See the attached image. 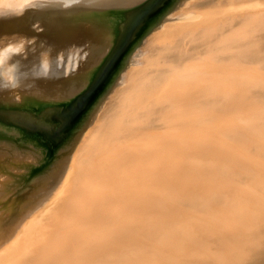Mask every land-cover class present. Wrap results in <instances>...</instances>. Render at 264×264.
Here are the masks:
<instances>
[{
	"label": "bare ground",
	"instance_id": "obj_1",
	"mask_svg": "<svg viewBox=\"0 0 264 264\" xmlns=\"http://www.w3.org/2000/svg\"><path fill=\"white\" fill-rule=\"evenodd\" d=\"M147 1L0 5V175L94 129L0 206V264H264V0H163L120 46Z\"/></svg>",
	"mask_w": 264,
	"mask_h": 264
},
{
	"label": "rangeland",
	"instance_id": "obj_2",
	"mask_svg": "<svg viewBox=\"0 0 264 264\" xmlns=\"http://www.w3.org/2000/svg\"><path fill=\"white\" fill-rule=\"evenodd\" d=\"M123 86V85H122ZM69 116H64L63 119L68 118ZM94 130V129H93ZM92 130V131H93ZM92 131L89 134L88 141L85 143V145L81 148L79 153L75 156L74 160L68 163L66 166L62 165L61 171L58 173H55L53 176H50L48 178L43 179L42 181L37 180L34 182V185L30 188H18V184L14 183L11 178H8L5 175H0V179L2 181L1 185L3 187L4 192H6L5 198L0 201V206H2L5 210L12 209L13 210H19L24 211L27 209L26 205H28L33 198V196L40 194L41 192L45 191V189L52 184L53 187H57L58 185H61L65 183L68 175L75 170V168L78 166L79 162H81L82 158L85 156V154L88 151V147L90 146L91 141L93 140ZM64 171V172H63ZM65 174L64 178L61 179L62 181H55V178L57 179L58 175ZM6 179V180H5ZM9 181L8 183L6 181ZM37 182V183H36ZM31 190V191H30ZM3 192V193H4ZM55 195L51 196V200L55 199ZM5 215V214H4Z\"/></svg>",
	"mask_w": 264,
	"mask_h": 264
},
{
	"label": "water",
	"instance_id": "obj_3",
	"mask_svg": "<svg viewBox=\"0 0 264 264\" xmlns=\"http://www.w3.org/2000/svg\"><path fill=\"white\" fill-rule=\"evenodd\" d=\"M163 0H148L146 3H144L140 9L137 11V13L134 15L133 17V21H131V23L127 26V29L126 31L124 32V35H123V40H122V43H120V46L123 44V41L126 40V38H128L131 33L133 32V30L135 29V27L141 22V20H143L147 15H148V12L152 11L154 8H156V5L160 4ZM119 48V47H118ZM117 50V49H116ZM115 55H116V52L113 51L112 55H111V59L109 60V62L115 58ZM109 63L106 65V69L108 67ZM105 70V69H104ZM102 71V73L100 74V76L97 78V80L95 81V84L90 87L89 89H87V91H83L82 94H79L78 95V99L76 101H74L75 105L74 106H77V103L78 102H83V100H86V96H88V93H92L94 87L100 82V80L102 79L103 75H104V72L105 71ZM72 112V107L67 109L65 114L66 116H71ZM69 114V115H68ZM59 116H62V114H60ZM65 122V121H64Z\"/></svg>",
	"mask_w": 264,
	"mask_h": 264
},
{
	"label": "clouds",
	"instance_id": "obj_4",
	"mask_svg": "<svg viewBox=\"0 0 264 264\" xmlns=\"http://www.w3.org/2000/svg\"><path fill=\"white\" fill-rule=\"evenodd\" d=\"M62 2L64 3V5L66 6V7H71L72 5H73V3H75V2H77V0H62ZM3 3H4V0H0V5H3ZM3 13L2 12H0V15H2ZM42 72H44V73H47L48 72V70H49V65H48V62L47 61H45V62H43L42 63V65H41V69H40Z\"/></svg>",
	"mask_w": 264,
	"mask_h": 264
}]
</instances>
